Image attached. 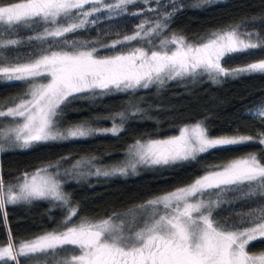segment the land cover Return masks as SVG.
I'll return each instance as SVG.
<instances>
[{
  "label": "snow or ice",
  "instance_id": "snow-or-ice-1",
  "mask_svg": "<svg viewBox=\"0 0 264 264\" xmlns=\"http://www.w3.org/2000/svg\"><path fill=\"white\" fill-rule=\"evenodd\" d=\"M137 3L145 8L129 13V6ZM151 3L158 7H149ZM183 7L180 0L165 4L161 0H0V83L24 85L22 94L0 102V117L12 118L14 125L0 127V153L50 141L117 136L124 130L115 122L127 118L124 112L105 118L112 121L110 128L95 129L87 122L65 127V112L79 99L135 92L205 74L219 82L244 73H264V59L231 69L222 64L226 57L264 49V36L241 32V24H235L189 42L169 29L172 17ZM144 12L157 13L158 18L141 21L132 34L107 43L102 38L68 39L69 34L98 24L99 14L111 19L125 14L138 17ZM21 28L35 34L10 38ZM34 43L38 47L24 56L8 55L9 50ZM131 108L134 112L129 114L143 111L136 104ZM252 116L264 126V105ZM249 143L264 146V131L244 135L237 130L233 135L214 137L203 121H197L179 128L178 135L136 139L128 146V158L121 166L95 168L92 160H86L62 170L67 159L63 157L22 173L16 184L5 183L0 166V221L7 237L0 243V264H21L22 259L24 264H38L39 256L58 251L65 255L56 264H264V251L249 250L251 242L264 240V206L243 214L238 224L214 217L230 193H242L239 199L264 200V162L255 154L205 165L203 174L190 183L125 212L114 211L96 219L78 216L79 208L62 191L60 180L70 175L135 174L138 165L170 167L196 161L212 150H231ZM80 167L88 171L80 172ZM42 199L59 201L67 209L60 226L30 239H14L7 225L6 206Z\"/></svg>",
  "mask_w": 264,
  "mask_h": 264
},
{
  "label": "trees",
  "instance_id": "trees-1",
  "mask_svg": "<svg viewBox=\"0 0 264 264\" xmlns=\"http://www.w3.org/2000/svg\"><path fill=\"white\" fill-rule=\"evenodd\" d=\"M162 4L167 0H161ZM184 5L172 17L171 33L183 35L195 43L196 38L206 37L213 30L228 25L241 24V32H258L264 36V0H212L204 4L201 0H180ZM88 7V6H86ZM157 8L155 3L149 5ZM143 3L130 5L128 12L144 9ZM100 21L85 30L69 34L68 39L94 40L102 38L105 43L111 39L132 34L133 28L141 21H154L157 13L144 12L138 17L128 15L105 19L99 14ZM39 31V30H37ZM119 33L118 37L116 34ZM28 29H17V35L10 38L21 39L34 35ZM169 30L165 31V35ZM133 44L141 46L136 42ZM37 44L22 45L9 50L8 55L24 56L32 52ZM103 51V50H102ZM106 54H112L107 52ZM264 59V49L226 57L222 64L227 68H238ZM46 82V81H44ZM22 82L0 83V102L22 94ZM99 92V90H98ZM264 103V73H244L236 77L221 78L219 82L209 79L207 74L192 79L167 81L163 86L153 85L149 89L135 92H113L108 95L97 94L93 98L73 102L64 116V126L87 122L92 128L102 129L112 125L106 117L124 112L126 119L119 118L116 123L123 127L119 135H94L88 138L67 141H50L29 149L9 148L0 153L5 183L14 184L24 172H32L45 164L67 159L63 169H71L77 159H92L96 163L119 161L124 157L129 144L136 139L178 135L183 125L203 121L210 135H254L257 130L264 131L261 120L252 116L251 109ZM138 105L142 112H134L131 105ZM7 106H12L10 103ZM3 104L0 103V110ZM99 117L100 119H95ZM19 119V118H18ZM12 125V118L0 117V127ZM255 154L264 162V146L249 143L231 150H212L202 154L192 162H177L172 166H141L135 174L88 177H60L62 191L70 197L73 206L79 208L78 216L96 219L107 217L112 212H121L145 201L189 183L192 178L203 173L205 165L224 164L231 159ZM95 158V159H93ZM242 193H230L216 210L217 220H227L238 224L242 215L264 206L259 197L239 199ZM7 225L16 240L30 239L45 232L56 230L64 219L67 209L59 201L33 200L6 206ZM76 219L75 217L73 218ZM247 226V225H245ZM5 225L0 221V243L6 240ZM253 252L264 251V240L258 239L249 245ZM65 254L58 251L55 255L39 256L38 264H56ZM24 264V260H21Z\"/></svg>",
  "mask_w": 264,
  "mask_h": 264
},
{
  "label": "rangeland",
  "instance_id": "rangeland-1",
  "mask_svg": "<svg viewBox=\"0 0 264 264\" xmlns=\"http://www.w3.org/2000/svg\"><path fill=\"white\" fill-rule=\"evenodd\" d=\"M106 2H112V0H106ZM190 42V41H189ZM246 66V65H245ZM242 67H244V66H242ZM239 68V67H238ZM261 105H264V103L263 104H260V105H257L256 107H254V108H252L251 109V112H254L258 107H260ZM192 123H195V122H192ZM192 123H188V124H192ZM117 124V123H116ZM118 125V124H117ZM186 125V124H185ZM12 126H14L13 124L12 125H10L9 127H12ZM184 126V125H183ZM182 126V127H183ZM110 127H112V125L111 126H109V127H104V128H102V129H105V128H110ZM178 134H179V132H178ZM169 136H172V135H169ZM211 136H220V135H211ZM166 137H168V136H164V137H155V138H160V139H163V138H166ZM145 139V138H144ZM133 143V142H132ZM131 143V144H132ZM130 145V144H129ZM128 145V146H129ZM128 148V147H127ZM127 148H126V150H125V154H124V157L121 159V160H119V161H115V162H109V163H96V162H94L92 159H87V158H82V159H77L76 161H75V163L74 164H76V162L77 161H86V160H92V163H93V165H94V167L95 168H108V167H116V166H121L126 160H127ZM227 163V162H226ZM142 165H138L137 166V169H136V172L135 173H137L138 171H139V169H140V167H141ZM78 171H80V172H84V173H86L87 171H88V168L87 167H80L79 169H78ZM33 172V171H32ZM31 173V172H30ZM129 174H133L131 171L127 174V175H129ZM203 174V173H202ZM202 174H199V175H197L196 177H198V176H200V175H202ZM88 176H91V175H84V176H79V177H88ZM18 181H16L14 184H16ZM191 182V181H190ZM189 182V183H190ZM183 186V185H182ZM180 187V186H179ZM174 189V188H173ZM173 189H171V190H173ZM171 190H169V191H171ZM168 192V191H167ZM163 193H165V192H163ZM163 193H160V194H158V195H161V194H163ZM158 195H155V196H158ZM155 196H152V197H150V198H148V199H146L145 201H147V200H149V199H152V198H154ZM145 201H143V202H141V203H139V204H143ZM139 204H137V205H139ZM136 206V205H135ZM134 206V207H135ZM131 208H133V207H131ZM128 209H130V208H128ZM128 209H126V210H123V211H121V212H125V211H127ZM253 252V251H252Z\"/></svg>",
  "mask_w": 264,
  "mask_h": 264
}]
</instances>
